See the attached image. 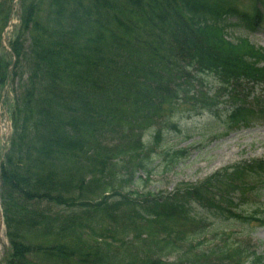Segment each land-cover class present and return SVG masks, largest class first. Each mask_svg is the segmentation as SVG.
Segmentation results:
<instances>
[{
  "label": "trees",
  "instance_id": "1",
  "mask_svg": "<svg viewBox=\"0 0 264 264\" xmlns=\"http://www.w3.org/2000/svg\"><path fill=\"white\" fill-rule=\"evenodd\" d=\"M13 3L0 0V33ZM18 8L9 76L0 55V92L18 84L0 150L3 264H264L247 240L207 243L208 220L195 209L264 226L262 213L241 207L264 190V160L167 195L138 189L151 177L153 149L183 132L173 117L187 103L214 126L264 123V48L235 35L264 31V0H19ZM187 154L168 152V162ZM143 227L154 230L119 238Z\"/></svg>",
  "mask_w": 264,
  "mask_h": 264
},
{
  "label": "rangeland",
  "instance_id": "2",
  "mask_svg": "<svg viewBox=\"0 0 264 264\" xmlns=\"http://www.w3.org/2000/svg\"><path fill=\"white\" fill-rule=\"evenodd\" d=\"M18 2L19 0H14V10L10 16V22L3 29V33H0L1 61L5 66L7 65L6 74L8 76L13 72V66L16 64V58L11 52L9 41L13 37L14 29L20 24ZM1 19L0 16V25ZM235 35L236 37H246L254 45L264 48V31L248 33L237 30ZM207 84L212 92L217 89L212 77L207 78ZM5 85L0 92V150L2 154L6 152L13 131L9 104L14 103L18 93L15 91L18 86L17 80H14L13 83L6 81ZM257 91L255 95L260 94V90ZM197 112L199 111L193 108L190 103L179 108L173 119L179 120L183 132L172 131L171 134H167L165 147L153 149V159L150 163L151 177L148 178L146 186L143 184L144 187H138V189L167 195L174 192L182 184L200 185L221 169L232 167L242 163V161L264 160V123L254 124L250 128L228 129L223 122L214 126L209 116L197 115ZM188 113H190L188 117H185ZM179 149H186L188 154L182 157L177 164L169 163L168 152ZM234 194L236 200L240 199L238 193ZM246 197L247 199L241 206L243 211L247 213L258 211L259 215L261 213L264 215V190L256 197L251 193ZM195 209L199 215H203L208 220L205 224L207 243L214 240L219 241L218 239L225 234L232 239V242L237 239L251 242L252 246H258L259 252L264 254V226L259 224L248 226L228 220L223 222L216 216L212 217L206 214L204 208L198 205L195 206ZM200 228L203 229V227ZM152 229L143 227L139 228L137 232L129 230L127 234L130 237L125 236L126 234L123 232L119 238L128 242L129 239H134L138 233L146 237L152 232ZM193 230L197 229L192 227L191 231ZM8 248L9 241L4 230L0 233V264L4 263Z\"/></svg>",
  "mask_w": 264,
  "mask_h": 264
},
{
  "label": "water",
  "instance_id": "3",
  "mask_svg": "<svg viewBox=\"0 0 264 264\" xmlns=\"http://www.w3.org/2000/svg\"><path fill=\"white\" fill-rule=\"evenodd\" d=\"M4 228V225H3V216L2 214L0 213V232L1 230Z\"/></svg>",
  "mask_w": 264,
  "mask_h": 264
}]
</instances>
